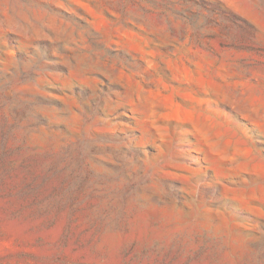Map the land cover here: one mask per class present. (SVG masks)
Masks as SVG:
<instances>
[{"label": "rangeland", "instance_id": "1", "mask_svg": "<svg viewBox=\"0 0 264 264\" xmlns=\"http://www.w3.org/2000/svg\"><path fill=\"white\" fill-rule=\"evenodd\" d=\"M0 264H264V0H0Z\"/></svg>", "mask_w": 264, "mask_h": 264}]
</instances>
